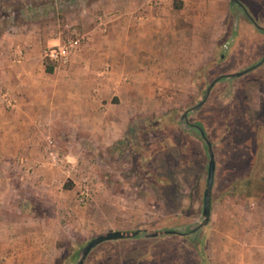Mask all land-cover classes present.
<instances>
[{"label": "rangeland", "instance_id": "rangeland-1", "mask_svg": "<svg viewBox=\"0 0 264 264\" xmlns=\"http://www.w3.org/2000/svg\"><path fill=\"white\" fill-rule=\"evenodd\" d=\"M86 1L0 0V50L11 53L19 46L24 54L11 37L31 26L44 42L84 35L87 43L75 21L86 17L81 15L91 3ZM199 2L191 42L177 38L165 57L156 58V66L131 74L136 87L124 89L123 100L113 95L114 88L104 90L102 112L121 118L119 137L114 120L105 131L81 130L62 115L21 122L23 145L34 151L19 154L24 165L5 168L1 175L10 189L0 202V264H76L80 250L96 236L137 229L176 232L103 241L83 264H239L228 243L230 231L254 233L264 214V185H258L264 180V62L219 79L204 96L216 77L242 71L264 56V30L231 0ZM239 2L264 27V0ZM92 15L88 20L104 13ZM68 66L38 72V82L50 91L35 105L36 112L46 113L50 104V111L66 109L61 103L72 86L57 84L69 80ZM4 92L11 96L10 105ZM0 105L9 125L26 110L15 106L14 95L4 88ZM195 125L211 143L216 168L210 219L189 232L202 222L209 163L207 144ZM51 151L58 165L52 164ZM245 220L244 230L239 225Z\"/></svg>", "mask_w": 264, "mask_h": 264}, {"label": "crops", "instance_id": "crops-1", "mask_svg": "<svg viewBox=\"0 0 264 264\" xmlns=\"http://www.w3.org/2000/svg\"><path fill=\"white\" fill-rule=\"evenodd\" d=\"M199 6V0H93L83 7L81 15L86 17L75 21L81 24L88 41L64 71L69 80L57 84L58 88L72 86V91L63 96L61 106L66 109L62 111H50L53 104L46 113L36 112L35 107L49 97L50 91L48 84L37 80L38 72L47 73L42 62V49L55 44L59 38L50 37L44 42L32 26L28 31L20 30L12 35V41L24 48L23 59L19 63L14 62L7 49L0 50V88L10 91L15 97V106L25 105L26 110L16 114L13 124L9 125L6 123L7 114L0 105V202L5 189H10L9 182L1 179L5 168L11 171L21 167L23 159L19 162L17 156L24 151L31 154L34 151L32 147L23 145L22 121H37L44 116L45 119L57 120L62 115L64 120L72 121L81 130L105 131L114 120L118 123L115 132L119 137L124 129L121 118L104 116L102 112L106 97L104 90L114 88L113 95L123 100V90L136 87L131 74L146 73L148 66H156V58L165 57L177 38H180V43L191 42V22L198 20L194 10ZM100 11L108 18L106 31L99 28L97 20H88L94 12ZM194 31L197 34V29ZM68 95L72 98L67 99ZM111 104L115 105L114 102ZM258 221V230L254 233L242 235L239 229L236 236L230 231L228 243L238 255L239 264H264V214ZM239 226L245 230L248 227L246 220Z\"/></svg>", "mask_w": 264, "mask_h": 264}, {"label": "water", "instance_id": "water-1", "mask_svg": "<svg viewBox=\"0 0 264 264\" xmlns=\"http://www.w3.org/2000/svg\"><path fill=\"white\" fill-rule=\"evenodd\" d=\"M231 2L233 4H237L239 5L245 12V14L248 16V18L253 22V24L260 30H264V27L258 25L254 19L247 13L246 9L244 8V6L242 5V3L239 2V0H231ZM264 62V56L254 65L239 71V72H234V73H229V74H223L220 75L218 77H216L214 80H212L210 82V84L208 85L207 89H206V93L204 96V99H206V97L208 96L211 88L213 87V85L215 84L216 81H218L221 78H230V77H235V76H240L256 67H258L259 65H261ZM203 103V100L200 101L197 105H195L194 107L187 109L182 118H186L187 114L189 111H192L196 108H198L199 106H201ZM204 141L207 144L208 147V154H209V163H208V169H207V179H206V183H205V189H204V193H203V206H202V222H200V224H198L197 226H195L194 228H192L189 232H195L197 231L199 228H201L202 226L206 225L210 219V207H211V193H212V188H213V183H214V174H215V168H216V164H215V158H214V154L212 151V147H211V143L210 141L206 138L205 133L203 131V129L199 126V125H195ZM176 231L174 230H166V231H149L147 229H137V230H109L103 234H100L98 236H96L95 238L91 239L81 250H80V257L79 260L77 261L76 264H83L84 260L86 259L88 253L99 243L106 241V240H117V239H126V238H135L138 237L140 234H143L146 237H156L159 236L161 233H174ZM180 234H186L183 232H177Z\"/></svg>", "mask_w": 264, "mask_h": 264}, {"label": "built area", "instance_id": "built-area-1", "mask_svg": "<svg viewBox=\"0 0 264 264\" xmlns=\"http://www.w3.org/2000/svg\"><path fill=\"white\" fill-rule=\"evenodd\" d=\"M97 24L102 31L107 29V17L105 15H100L97 17ZM86 37L84 35H72L66 39L54 44L53 46H48L44 48L42 52V57L46 60L55 63V68H61L67 66L72 60L73 56L76 55L80 49L85 45ZM11 59L14 62H21L23 59V50L18 46L12 52ZM4 101L10 105L12 100L11 96L7 92L3 93ZM51 143V141H50ZM50 160L53 165H58L59 160L56 158V154L53 151L49 153ZM83 199V197H82Z\"/></svg>", "mask_w": 264, "mask_h": 264}, {"label": "trees", "instance_id": "trees-1", "mask_svg": "<svg viewBox=\"0 0 264 264\" xmlns=\"http://www.w3.org/2000/svg\"><path fill=\"white\" fill-rule=\"evenodd\" d=\"M78 1H80V0H78ZM88 1L92 2L93 0H87L86 2H88ZM43 64H44V67H45V71L47 73H52L54 71V68H55V63L54 62L45 59ZM258 185H260V186L264 185V180H262V179L260 180L259 179L258 180Z\"/></svg>", "mask_w": 264, "mask_h": 264}]
</instances>
